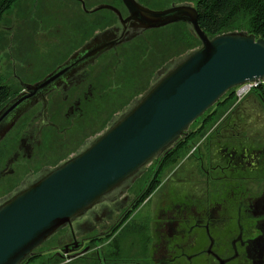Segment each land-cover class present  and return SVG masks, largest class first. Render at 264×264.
Returning <instances> with one entry per match:
<instances>
[{"label": "water", "instance_id": "1", "mask_svg": "<svg viewBox=\"0 0 264 264\" xmlns=\"http://www.w3.org/2000/svg\"><path fill=\"white\" fill-rule=\"evenodd\" d=\"M122 2L131 13L129 18L142 29L187 23L201 46L161 76L128 113L82 152L0 204V264H20L57 229L70 224L170 145L228 90L264 80V38L242 32L210 38L190 4L150 9L137 0ZM102 8L114 11L124 23L117 8L103 4L94 10ZM115 42L105 36L93 40L38 82L24 85L25 90L0 109V138L36 98L44 103L41 116L45 118V95Z\"/></svg>", "mask_w": 264, "mask_h": 264}, {"label": "rangeland", "instance_id": "2", "mask_svg": "<svg viewBox=\"0 0 264 264\" xmlns=\"http://www.w3.org/2000/svg\"><path fill=\"white\" fill-rule=\"evenodd\" d=\"M162 2L166 4L164 6L178 4L166 2V0ZM87 8H91V6H87ZM83 12L79 3L73 0H19L17 5L6 13L0 22L1 80L11 84L16 91L21 93L25 90L24 85L38 82L49 74L51 70L59 66L60 63H64L69 56L84 46H81V40L87 34L82 31L80 25L85 23L87 32H91L88 22H91L90 20L92 18L95 19V17L84 16ZM236 23L240 26L239 32H246L244 17H239ZM188 29H190L189 26ZM108 31L117 37L122 31V26L117 21L108 28ZM105 32L106 30H95L91 38H100ZM131 33H136L134 36L142 34L135 38ZM161 33L160 30L144 31L139 28L130 29L128 35L130 36L129 42L127 41V36L126 40L123 41L124 43L121 42L117 45L119 49L107 50V55L97 60L95 63L97 68L98 66L105 67L108 61H112V56L116 57L113 65H110L107 70L111 79L104 84V87L109 91V95L108 97L106 95L99 97V101L95 104L92 114L84 116L75 114L71 117H65L66 113H64V118L59 119L60 127L56 131L61 134V138H58L51 145L54 148L66 147L64 151L56 156H51L52 152H49L40 143V137L43 136L42 132H44L43 123L45 122L43 121H45V118L42 119L41 116L43 104L40 98L34 100L32 106L23 114L24 117L26 116L25 118L23 117V125H20L21 128L17 127L19 129L17 131L19 134H16L17 137L15 135L16 129L10 132V128L0 138V141L3 142L11 139L13 136V152L6 157L7 159L5 158L6 160L4 159L5 166L0 170V204L3 200L33 184L48 171L52 170L55 165L49 164H53L54 159L63 156L67 158L82 152L103 134L111 126L107 124L112 116L108 114L109 111L104 110L105 108L110 110L114 109L116 104L119 105L115 113H117L116 120L120 119L160 79L155 81L154 78L158 71H162L163 74L168 72L193 52V50H189L185 53H179L180 50L176 46H155L154 43H161ZM132 38L134 39L132 40ZM175 52L176 54L174 55ZM86 68H88L87 65L78 70L75 76L87 72ZM103 71H105L104 68ZM143 79H145L147 86H149L144 93H142ZM255 89L241 98L242 101L237 106L236 114L241 113L244 115L245 118H242V123L251 120L247 122V125H249L245 129L247 132H258L255 135L263 137L264 118H262V114L264 112L257 93L264 94V85L257 86ZM51 95V100H56V103L58 101L60 104L64 102L61 99L64 97V94L52 91ZM115 99H122L123 101L121 103H112ZM111 103L112 106L110 107ZM67 104L66 102L63 105L65 106L63 108L64 111L69 106ZM246 115L250 116L247 117ZM255 118L258 121H254ZM50 119L51 116H48L47 122H50ZM74 123L76 125H73ZM58 144L61 145L58 146ZM40 146L41 148L43 147L42 149L40 148V155L44 151L49 160L43 159L39 162L37 149ZM62 162L63 160L59 161L60 164ZM34 165H39L41 168L33 171ZM28 167L29 170H27ZM4 169L5 171H2ZM18 169L21 172H18ZM139 173H142V167L130 175L127 180L125 179L123 183L121 182L109 193L103 195L91 208L72 218L70 224H64L57 229L26 256L20 264H96L95 246H92L91 242L89 244L90 251L84 255L81 254L83 250L80 251L82 256L80 254L74 255L76 248L72 246L74 245L73 243L75 241L79 243L82 238L89 236L96 230H104L116 222H119L118 225L132 221L149 222L148 228L150 231V224L155 210L154 199L157 195L154 188L149 193H146L130 212L127 213L125 211L126 207L131 204L132 199L137 194V185H132L133 187H131L129 184L134 179H137L135 177ZM16 174L18 175L15 176L18 179V186L7 194L4 189L8 184H4V182ZM132 178L134 179L131 181ZM150 195H152L151 199L145 202ZM123 235V232H120L115 237V242L122 240ZM109 238L111 239V237ZM109 238L101 242L103 257L106 259V262L102 264H122L123 261L127 262L126 264H141L133 260L130 261L128 260L129 258H122L120 255L114 256L112 254V257H109L108 255L111 256L109 253L112 251L113 245H115V242L108 243ZM66 246L68 247L66 248ZM114 249L115 247H113V253ZM137 257L138 254L132 259ZM110 259L111 261H109ZM112 260L116 263H111Z\"/></svg>", "mask_w": 264, "mask_h": 264}, {"label": "flooded vegetation", "instance_id": "3", "mask_svg": "<svg viewBox=\"0 0 264 264\" xmlns=\"http://www.w3.org/2000/svg\"><path fill=\"white\" fill-rule=\"evenodd\" d=\"M74 1L84 9L86 2L92 3L94 0ZM121 3L124 8L120 13L124 23L118 18L122 26L119 36L110 34L107 29L100 38L93 37L84 46L105 36L116 41L107 48L110 50L126 40L130 29H142L137 21L129 18L131 13L122 0ZM131 34L134 36L136 33ZM85 65L46 95L57 91L64 94L63 99H71L67 93L72 92L74 104L78 106L81 96L72 87L86 75L87 72L75 76ZM262 85L264 82L258 87ZM91 90L90 84L88 91L81 90V94L86 98L87 94L92 93ZM242 97L228 95L220 102L219 98L170 145L144 163L142 173L137 174L136 180L131 179L134 180L129 185H137V194L126 207L127 213L138 203L141 195L143 197L153 188L157 194L150 231L149 222L132 221L122 225L116 222L104 230H96L79 243L75 241L72 246L76 252L85 249L81 253L84 255L90 251L91 242L95 246L96 264L105 263L101 242L111 237L108 241L110 244L128 227L137 230L140 235L143 230L149 240L147 251L142 255V239L139 236L138 257L128 259L136 263L264 264V136L259 137L255 135L258 132L245 130L249 126L247 122L251 120L242 123L244 115L236 114ZM257 97L264 112V94L257 93ZM72 110L74 105L68 108L69 112ZM262 115L264 118V113ZM151 197L148 196L145 202ZM113 247L109 257H112ZM111 263L116 262L112 260Z\"/></svg>", "mask_w": 264, "mask_h": 264}, {"label": "trees", "instance_id": "4", "mask_svg": "<svg viewBox=\"0 0 264 264\" xmlns=\"http://www.w3.org/2000/svg\"><path fill=\"white\" fill-rule=\"evenodd\" d=\"M18 1L19 0H0V22L2 21L4 15L17 5ZM137 1L140 4L144 5L145 7L152 8V9H164V8L171 7L173 5H179V4L193 5L196 8L197 13H198V24L200 28L210 38L224 34V33L239 32L240 26L236 23L239 17H244L245 19L246 32L244 33L254 34L257 38L259 37L264 38V0H166V2L169 1L170 3H178V4H172L169 6H164L166 4L162 2L163 0H137ZM182 2H185V3H182ZM103 4H108L110 6H113L123 13L124 7L121 3V0H116V1H112V0H99V1L96 0L95 1L94 0L92 3L86 2L84 9L90 10V11L86 12L82 8L84 11L82 14L88 17L93 16L95 17V19L92 18V20H90L91 22H88L89 26L91 27V32L89 33L86 30L85 23L80 25V28L82 29V31H84L87 34L81 40V43H82L81 46L84 45L92 37L91 35L94 33L95 30H99V29L103 31L107 30L108 28L111 27V25H114L118 21L117 14L111 9L102 8V9L94 10L96 7H98L99 5H103ZM87 6H91V8H87ZM188 26L190 27V29H188ZM143 30L144 31L160 30L162 32L161 33V43L160 44L154 43V45L158 47H162L165 45H167L168 47L176 46L180 50L179 53H185L186 51H189V50L195 51L201 46L200 40L194 33L192 27L187 23L178 22V23H172V24L160 27V28L143 29ZM141 34H139L138 36H134V37L137 38ZM133 39L134 38H132V40ZM127 41L129 42V40ZM113 49H119V47L116 46ZM106 52L108 51H105L94 62L89 63L87 65L88 68H87L86 75L85 76L83 75L82 78L79 79V81L77 80L76 84H74L76 86L72 87V89L78 91L80 93L79 96H81L78 106H75L74 104L75 96L72 95V92L67 93V96L68 97L71 96V99L61 98L62 101H64L62 102V104H60L59 101L56 103V100H51L52 92L46 95L47 104H46V112H45V121H43L45 122L43 123L44 132H42L43 136L40 137V143L49 152H52L51 156L58 155L60 152L64 151L66 147V146H62L61 148L59 147L54 148L51 145L52 143H55L58 138H61V134L56 131L58 130V127H60L59 119L64 118V113H66L65 117H71V116H74L75 114H78L79 116L81 115L84 116L86 114H92V110L94 109L95 104L98 103L99 97L103 95H106V97H108L109 91L104 87V84L106 81L108 82L111 79L109 78L110 74L108 73L107 70L110 65H113L114 61L116 60V57L112 56L113 57L112 61L111 62L108 61L105 67L97 65L98 66L97 68L95 65V63L97 62L99 58L107 55ZM175 54L176 52L174 53V55ZM103 68L105 71H103ZM164 74L162 71H158L157 75L154 77L155 81H157ZM90 84L92 87V90H91L92 93L90 95L87 94L88 96L85 98L81 94V90L87 92L88 85ZM107 87H108V84H107ZM148 87L149 86H147V82H145V79H143L142 80V93L146 92ZM18 94L19 92L16 91L11 84L3 82L0 78V109L10 99L17 96ZM233 94H234V88L228 90L224 94V96L219 99V102L222 99H225L226 97H228V95L233 96ZM122 101H123L122 99L121 100L115 99V101H112V103L113 102L121 103ZM66 102L68 103L67 106L74 105V110H72V112L68 111L69 106L68 108L66 107L65 111L63 110V108L65 107L63 105ZM41 103L43 104L42 106V110H43L44 103L43 102ZM112 103L110 107L112 106ZM117 107H119V105L116 104L114 106V109H110V110H107L106 108L104 109L105 111H109L108 113L109 115H112L107 125H113L117 121L116 120L117 113H115ZM21 116L16 120V122L13 124V126L10 129V132L15 131L16 129L15 135L19 134V132H17L19 130L17 129V127L21 128L20 125H23L24 123L23 119L26 117V116L24 117V115L22 117ZM48 116H51L50 122H47ZM73 125H76V124L74 123ZM12 139H13V136L11 139H7L3 142L0 141L1 142L0 143V170L3 169L5 166L4 159L7 156H9L11 152H13L12 151L13 150V140ZM35 145L37 144L35 143ZM59 145L61 144H58V146ZM40 148L41 146L39 147V149H37L39 162H41L43 159L46 161L49 160V157L46 156V153L43 150H42L43 152L40 155V152L42 149ZM77 154L79 153H76L73 156ZM71 157H67V158L66 157L64 158V156L58 157L54 159L53 164H49V165H55L56 167L60 165L59 161L63 160L64 162ZM40 168L41 166L34 165L33 171L39 170ZM5 169L2 171H5ZM27 170H29V167ZM15 171L17 170L15 169ZM18 172H21V170L18 169ZM15 176H18V175L16 174L12 176L11 179H7L4 182V184H8L6 188L4 189V191L7 192V194L12 192L18 186V179H16ZM140 199H142V195L139 197V200ZM5 200H3V202ZM122 232L124 234L123 239L115 242L114 253H112L114 254V256L120 255L122 258L125 257V258L132 259L135 255H137L139 252V247H138L139 236H140V239H142V255L145 254V252L147 251L148 245H149V240H148V236L144 235L145 232L143 230H142L141 235L138 234L137 230H131L128 227H126V229H124Z\"/></svg>", "mask_w": 264, "mask_h": 264}, {"label": "built area", "instance_id": "5", "mask_svg": "<svg viewBox=\"0 0 264 264\" xmlns=\"http://www.w3.org/2000/svg\"><path fill=\"white\" fill-rule=\"evenodd\" d=\"M264 82L263 79H258V80H254V81H247L243 84L237 85L234 88V96L236 98H240L242 96H244L245 94L249 93L250 91L254 90L255 88H257V86Z\"/></svg>", "mask_w": 264, "mask_h": 264}]
</instances>
